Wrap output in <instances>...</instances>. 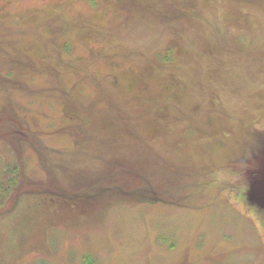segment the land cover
<instances>
[{"label":"rangeland","instance_id":"obj_1","mask_svg":"<svg viewBox=\"0 0 264 264\" xmlns=\"http://www.w3.org/2000/svg\"><path fill=\"white\" fill-rule=\"evenodd\" d=\"M11 181L0 264H264V0H0Z\"/></svg>","mask_w":264,"mask_h":264},{"label":"trees","instance_id":"obj_2","mask_svg":"<svg viewBox=\"0 0 264 264\" xmlns=\"http://www.w3.org/2000/svg\"><path fill=\"white\" fill-rule=\"evenodd\" d=\"M169 51H172L171 49L169 50ZM165 55V57H167L168 55L167 54H164ZM155 173V172H154ZM171 174H173V173H171ZM157 176V175H156ZM14 183H15V181H11V183H9V185H7L6 187H4V186H1L2 188H0V199L1 198H3L4 196H6L7 194H9V192H10V190L12 189V187L14 186ZM151 183H153V184H155V182L153 181V178H152V180H151ZM167 189H168V187H167ZM169 190V189H168ZM155 191V190H154ZM170 191V190H169ZM138 193V194H137ZM137 193H135L134 192V194L141 200V201H147V200H156L157 198L155 197V199L153 198L152 199V195H151V198H149L147 195H149V194H147V195H144V196H141V194L139 195V192H137ZM132 194V193H131ZM3 201V200H2ZM174 203H176V202H174Z\"/></svg>","mask_w":264,"mask_h":264}]
</instances>
